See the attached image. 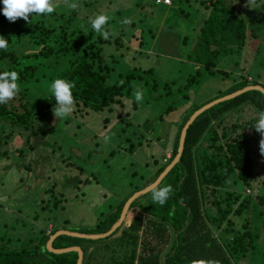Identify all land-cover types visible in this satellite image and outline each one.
<instances>
[{"label":"trees","instance_id":"16d2710c","mask_svg":"<svg viewBox=\"0 0 264 264\" xmlns=\"http://www.w3.org/2000/svg\"><path fill=\"white\" fill-rule=\"evenodd\" d=\"M200 3L206 11L195 32L194 51L187 56L195 62L196 67L184 79L182 87L194 85L204 73L228 74L217 68L219 60L239 52L245 45L246 27L240 17V7L236 9L228 0H200ZM3 7L0 0V35L8 39V48L0 49V72L17 71L20 92L8 103L0 104V127L7 124L17 129L31 130L26 141L51 135L58 129L57 126H47L39 132L33 129L34 123L56 103L49 86L57 78L75 82L72 91L76 108L95 112L104 109L111 112L109 107L120 104V98L129 99L133 79H143L147 83L149 78L153 88L157 84L150 67H134L125 74H119L114 82H109L112 66L105 59L106 52L98 49L86 56L78 48L82 40L80 36L87 38L89 32L81 34L78 24L71 22V16L65 17L55 10L34 18L30 14L31 23L20 18L16 22H9L3 15ZM255 11L252 8V19L247 18L252 24L257 20ZM76 32L79 33L72 39ZM248 35L255 38L253 31L249 30ZM236 41L238 48L230 46ZM244 77L234 78L232 85L222 95L256 83L264 87V81L258 78L248 80V76ZM170 83L164 82L159 87L164 90L165 96L171 95L169 85L173 82ZM213 98L199 102L177 119L169 156L156 168V177L174 156L178 136L189 116L195 108ZM244 106L252 109V113H246V118L244 113L247 109ZM173 110L167 106L159 115V120L163 119L164 113L168 115ZM255 111L256 114H253ZM260 112H264V95L256 89L209 106L195 117L187 128L179 160L158 184L160 187H173L174 192L167 202L163 206L153 203L150 190L136 196L129 204L123 223H130L121 230L120 246L132 245V248L129 256L121 258L119 264H133L134 260L135 264H201V261L238 264L241 260L245 264H264V179L259 181L255 178L257 172L252 161V148L261 137L253 127ZM204 141L211 150L200 146ZM30 148H37V144L30 143ZM5 154V151H0V160ZM154 163H157L156 160ZM151 182L135 186L128 196ZM128 196L120 199L91 231L83 233L106 231L117 219ZM212 207L214 213L209 211ZM232 217L243 219L240 228L234 227ZM123 223L109 236L118 231ZM58 229L61 228L50 229L46 234L40 231L38 242L33 243L29 239L25 245L16 244V248L11 238L6 242L0 241V264H74L76 250L56 254L46 248L49 236ZM67 240L71 242L65 243ZM78 240L93 241L79 236L59 235L52 246L80 245ZM80 246L83 248V262L87 250ZM165 246L167 248L162 252Z\"/></svg>","mask_w":264,"mask_h":264},{"label":"rangeland","instance_id":"374dc122","mask_svg":"<svg viewBox=\"0 0 264 264\" xmlns=\"http://www.w3.org/2000/svg\"><path fill=\"white\" fill-rule=\"evenodd\" d=\"M74 2L79 5L76 11L69 9L63 0H57L56 11L65 17L71 16V22L78 24L81 34L89 32L87 38L80 36L78 46L86 56L98 49L106 52L105 59L112 66L109 82L134 67H150L157 84L153 88L149 78L147 83L133 79L130 98H120V104L109 107L111 112L75 106L70 117L56 119L52 105L47 114L34 123L33 129L37 132L47 126L58 129L42 138L33 137L30 142L26 141V136L31 130L7 124L0 127V151L6 152L0 160V241L11 238L14 248L25 245L29 239L38 242L40 231L45 234L54 228L91 231L135 186L157 178L155 170L170 152L179 117L201 101L223 96L237 76L264 81V0H255L249 7L247 0H228L236 9L241 8L240 17L246 27L245 45L239 52L219 60L217 68L228 74L204 73L190 87L181 85L196 67L187 56L194 51L195 32L206 11L200 0H171L169 5L156 0ZM252 8L256 9L254 24L247 20L252 19ZM100 13L110 17L106 26L111 33L108 40L97 34L90 24V19ZM125 20L129 23H124ZM249 30L255 38L249 37ZM230 46L238 48L237 41ZM164 82H173L169 85V96L159 88ZM135 87L144 92L141 103L135 100ZM167 106L174 110L168 115L164 113L159 120ZM244 108L246 118V113H252V109ZM105 135L110 137L108 142L104 140ZM259 142L252 148V161L257 172L255 178L261 181L264 155L259 151ZM30 143H36L37 148L31 149ZM206 144L204 141L200 146L211 150L208 144L204 146ZM209 211L214 213V208ZM232 221L235 228H240L243 219L232 217ZM126 225L123 223L107 238L92 242L78 240L87 250L82 264H116L118 258L128 257L132 245L120 248L121 230ZM17 238L21 239L16 241ZM139 245L138 242L137 252Z\"/></svg>","mask_w":264,"mask_h":264},{"label":"clouds","instance_id":"9594fccd","mask_svg":"<svg viewBox=\"0 0 264 264\" xmlns=\"http://www.w3.org/2000/svg\"><path fill=\"white\" fill-rule=\"evenodd\" d=\"M157 3L170 4L171 0H156ZM3 15L9 22H16L18 18L31 23L29 15L33 14L32 18L51 14L59 6L57 0H2ZM63 3L71 10L76 11L79 7L77 2H70V0H63ZM255 0H247V5L254 4ZM110 20L107 13H100L94 18L90 19L92 29L108 40L111 33L107 30L106 26ZM124 23H129L125 20ZM8 48V39L0 35V49L6 50ZM19 73L17 71H2L0 72V104H6L14 99L20 92V85L18 84ZM121 84L123 81L120 82ZM75 87L74 81H69L63 78H57L49 86V91L55 99V105L52 109L54 117L65 119L71 116L75 108V98L73 95V88ZM134 97L136 102L141 103L144 99V92L142 88L135 87ZM255 131L261 135L259 142V151L264 155V112H260L256 124L253 126ZM105 142L110 140V137L104 136ZM152 193L153 203H158L163 206L170 195L174 192L171 185L160 187L158 185L152 186L150 189ZM248 191V190H247ZM201 264H217L215 261H201Z\"/></svg>","mask_w":264,"mask_h":264},{"label":"water","instance_id":"95a60500","mask_svg":"<svg viewBox=\"0 0 264 264\" xmlns=\"http://www.w3.org/2000/svg\"><path fill=\"white\" fill-rule=\"evenodd\" d=\"M256 89L259 90L264 95V87L261 86L260 84L256 83V85H246V86H243V87H241V88H239L233 92L225 94L221 97H218V98H215L212 100L210 99V100L206 101L205 103L201 104L200 106H198L197 108H195V111L189 116L188 120L185 122V124L183 125V127L181 129L180 135L178 136L176 152H175L174 156L172 157V159L170 160V162L167 165H165V167L162 169L161 173L157 176V178L153 182H151L148 185L146 184L144 187L135 190L133 192V194L130 195L124 201L117 219L110 225V227L106 231H104L102 233L87 234V233H83V232H77L74 230L69 231V230H65V229H58V230L54 231L49 236V238L46 242V248L48 249V251L56 253V254H60V253H64V252H69L71 250H76L77 256H76V260H75L74 264H80L81 260H82V256H83V248L80 245L74 244V245H71L68 247L54 248L52 246L53 240L59 235H68V236L73 235V236H79V237H84L85 239H93V240L105 238V237L109 236L113 230H115L121 223L124 222V216L127 214L128 206L131 203V201H133V199L136 196H139L142 193L150 191L152 186L158 185L160 183V181L163 179V177L168 173V170L179 160L180 154L182 152L183 141H184V137L186 135L187 128L193 122L195 117L199 113H201L203 110L208 108L209 106H213V105H215L221 101L233 98V97H235V96H237L243 92H246L248 90H256Z\"/></svg>","mask_w":264,"mask_h":264},{"label":"crops","instance_id":"0c3cea01","mask_svg":"<svg viewBox=\"0 0 264 264\" xmlns=\"http://www.w3.org/2000/svg\"><path fill=\"white\" fill-rule=\"evenodd\" d=\"M129 223H130V222H129ZM129 223H128V224H129ZM128 224H127V225H128ZM127 225H126V226H127ZM126 226H124V229H125ZM120 248H121V246H120ZM120 261H121V258H118V259L115 261V263H116V264H119Z\"/></svg>","mask_w":264,"mask_h":264},{"label":"built area","instance_id":"2783aa9c","mask_svg":"<svg viewBox=\"0 0 264 264\" xmlns=\"http://www.w3.org/2000/svg\"><path fill=\"white\" fill-rule=\"evenodd\" d=\"M161 3H164V2H161ZM164 4H167V3H164ZM171 4V3H170ZM167 5H169V4H167ZM168 156H169V154L168 155H166V158H168Z\"/></svg>","mask_w":264,"mask_h":264},{"label":"bare ground","instance_id":"6f19581e","mask_svg":"<svg viewBox=\"0 0 264 264\" xmlns=\"http://www.w3.org/2000/svg\"><path fill=\"white\" fill-rule=\"evenodd\" d=\"M128 214V213H127ZM127 214L124 216V221H125V219H126V217H127Z\"/></svg>","mask_w":264,"mask_h":264}]
</instances>
